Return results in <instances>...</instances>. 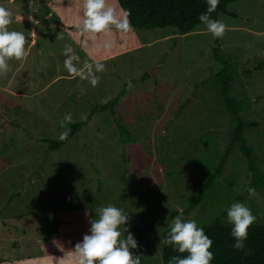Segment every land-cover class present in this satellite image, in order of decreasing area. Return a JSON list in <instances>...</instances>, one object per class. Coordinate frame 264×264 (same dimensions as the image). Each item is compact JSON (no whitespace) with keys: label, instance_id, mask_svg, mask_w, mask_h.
Wrapping results in <instances>:
<instances>
[{"label":"rangeland","instance_id":"1","mask_svg":"<svg viewBox=\"0 0 264 264\" xmlns=\"http://www.w3.org/2000/svg\"><path fill=\"white\" fill-rule=\"evenodd\" d=\"M13 1L42 22L30 41L39 57L15 79L23 61H9L0 78V264H75L76 243L108 205L129 214L138 242L131 251L141 264H162L159 242L168 224L156 222L163 214L177 212L201 227L228 225L225 210L239 201L257 217L252 226L264 225V0L228 5V15L217 16L227 26L222 38L204 25L182 36L163 28L92 38L76 27L83 0H43L46 11ZM106 5L123 18L115 0ZM52 8H60V20L53 14L44 21ZM215 42L231 66L238 118L254 125L241 137L257 184L214 78L221 69ZM66 44L80 57L78 67L105 65L95 87L64 69ZM114 98L116 105L94 114L59 150L48 149ZM65 114L72 122L62 128Z\"/></svg>","mask_w":264,"mask_h":264},{"label":"clouds","instance_id":"2","mask_svg":"<svg viewBox=\"0 0 264 264\" xmlns=\"http://www.w3.org/2000/svg\"><path fill=\"white\" fill-rule=\"evenodd\" d=\"M204 3L206 11L199 15V22L213 38H222L227 26L222 20L211 18L220 0H204ZM129 15L126 12L123 18L118 19L114 8L106 5V0H83L82 20L77 22L76 27L82 34H89L92 38L98 34H107L113 29L127 33L132 29ZM12 22V13L0 7V76L9 71V61L22 62L28 55L25 46L27 38L23 32L10 30ZM63 54L64 69L71 77L88 80L93 87L99 83L96 73L105 70L103 63L85 61L82 67H78L80 57L67 44ZM128 87L132 88L130 81ZM71 122V114H65L61 127H66ZM67 136L68 131H64L58 139L63 141ZM248 193L249 196L257 195L254 188H249ZM225 211L226 223L231 226L230 235L234 239L232 247L237 251L243 250L248 239V229L256 222L257 217L246 204L239 201L233 202ZM129 219V214L118 207L108 205L99 208L98 219L91 220L88 233L74 247L75 264H141L140 256L131 251L138 249V242L128 230ZM121 226H124L123 231ZM159 244L170 246L179 254L187 253L170 257L169 264H211L214 259L211 251L213 241L194 219L184 220L181 216H176L168 223L167 233Z\"/></svg>","mask_w":264,"mask_h":264},{"label":"trees","instance_id":"3","mask_svg":"<svg viewBox=\"0 0 264 264\" xmlns=\"http://www.w3.org/2000/svg\"><path fill=\"white\" fill-rule=\"evenodd\" d=\"M118 8L123 15L130 13L128 19L132 29L145 32L153 29L173 28L179 35H187L194 31L200 25L198 17L206 11L204 0H115ZM241 0H220L215 12L211 14V18L217 20L218 15H228L226 8L228 5L239 2ZM115 30V29H113ZM112 31V30H111ZM215 42L213 49V58L221 65V69L215 74L214 78L220 87V97L229 116L234 117L237 126L234 131V138L240 143L239 151L246 158L249 169L253 172V184L259 183L260 177L256 174L252 167L250 149L246 147L241 137V131L245 128L254 127L238 118L239 107L237 103L229 97V89L233 81L232 70L230 64L224 59L220 48ZM152 70L149 71L143 79L150 76ZM118 98H114L107 104L94 108L87 116L86 120L73 123L68 130L67 139L61 141H50L49 150L56 151L70 140L76 132L87 125L91 117L106 108L116 105ZM200 194L202 190L200 189ZM200 203V197H197L190 204L187 213H190ZM179 214L172 212L163 214L158 218L156 226L167 225ZM205 233L212 239L213 245L211 251L214 253V259L211 264H264V225L250 226L248 229V239L245 241V248L237 251L232 247L234 239L231 237V226L214 222L208 226H202ZM168 230V229H167ZM162 233L161 239L167 233ZM174 255H187V253L179 254L170 246L161 244V261L162 264H169L170 257Z\"/></svg>","mask_w":264,"mask_h":264},{"label":"crops","instance_id":"4","mask_svg":"<svg viewBox=\"0 0 264 264\" xmlns=\"http://www.w3.org/2000/svg\"><path fill=\"white\" fill-rule=\"evenodd\" d=\"M1 1V6H3L4 8L8 9L11 13H12V24L9 25L10 30H16L19 32H23L24 35L26 36V48L28 50V55L27 57L23 60V62L21 64H23L22 66H19L17 69H15L13 71V79H15V75L17 73H19L20 71L23 70L24 66L26 63L29 62H35V59L39 57L40 55V50H33V47H31L30 41H32L33 35L36 36L37 32H36V28L40 26V23L42 22L41 20H38L34 17V14L29 13L28 11L22 9L21 5H17L15 3V1L13 0H0ZM34 0H30V2H24L22 5H30L32 7H36L39 5H43L41 7V9L43 10H47L48 6H44L45 3L43 2V0H36L35 3L33 2ZM53 9V8H52ZM52 9H50L46 14H45V18L44 21H48L49 17H52L53 14H55L57 16V21L60 20L59 17V13H60V8L58 10V8L53 9L54 12H51ZM57 10L59 11V13L57 12ZM57 12V13H56ZM39 22V23H38ZM61 22V21H60ZM52 28L54 29L53 31H58L57 30V25H53ZM52 30V29H51ZM52 31V32H53ZM48 33H43L42 37L45 38L47 36ZM31 35V37L28 36ZM29 41V42H28ZM0 76V78L4 77ZM22 95L17 92L16 93V97L20 98Z\"/></svg>","mask_w":264,"mask_h":264}]
</instances>
